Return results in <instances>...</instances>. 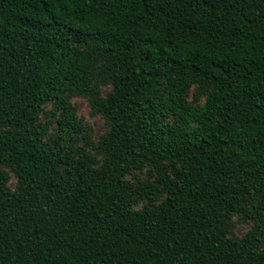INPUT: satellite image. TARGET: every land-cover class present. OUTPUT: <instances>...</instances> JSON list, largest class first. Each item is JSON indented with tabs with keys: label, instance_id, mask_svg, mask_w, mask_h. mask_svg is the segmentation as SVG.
<instances>
[{
	"label": "trees",
	"instance_id": "1",
	"mask_svg": "<svg viewBox=\"0 0 264 264\" xmlns=\"http://www.w3.org/2000/svg\"><path fill=\"white\" fill-rule=\"evenodd\" d=\"M0 264H264V0H0Z\"/></svg>",
	"mask_w": 264,
	"mask_h": 264
},
{
	"label": "rangeland",
	"instance_id": "2",
	"mask_svg": "<svg viewBox=\"0 0 264 264\" xmlns=\"http://www.w3.org/2000/svg\"><path fill=\"white\" fill-rule=\"evenodd\" d=\"M96 72H94V80L99 84L100 95L101 97H105L110 90V77L103 70L102 66L96 67ZM198 95V99H196L195 95ZM207 94L199 90L196 86L193 87L189 94L188 99L191 102H204ZM69 100L72 105L76 109V113L79 116V119L82 123L83 130L78 137L77 144L83 145L89 151V153L96 155V157L101 158V155L96 150L97 141L100 138L101 133L105 131V122L103 119V114L98 112L97 109L91 105L90 97L88 95H79L74 94L69 96ZM59 113V112H58ZM43 122L51 124V132L56 130V117L53 114L52 107H47L43 114ZM134 178H140L142 180L154 179L158 177L156 169L151 166L144 168L142 171H137L133 174ZM11 185L14 187L16 183V179L12 178L10 181ZM164 192H160L158 194V199L156 201L162 200L164 196ZM147 204V200H140L136 205L137 207L145 206ZM250 225L245 224L244 222H235L232 227V235L233 236H241L244 232L249 229Z\"/></svg>",
	"mask_w": 264,
	"mask_h": 264
}]
</instances>
